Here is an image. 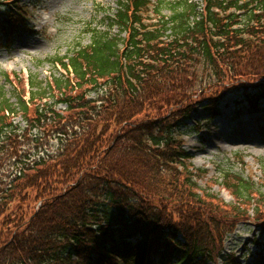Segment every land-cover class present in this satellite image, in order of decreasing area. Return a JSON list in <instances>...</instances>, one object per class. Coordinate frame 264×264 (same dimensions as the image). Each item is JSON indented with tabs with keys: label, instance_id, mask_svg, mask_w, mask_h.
I'll use <instances>...</instances> for the list:
<instances>
[{
	"label": "trees",
	"instance_id": "1",
	"mask_svg": "<svg viewBox=\"0 0 264 264\" xmlns=\"http://www.w3.org/2000/svg\"><path fill=\"white\" fill-rule=\"evenodd\" d=\"M162 4L117 0L108 24L124 35L93 29L88 44L55 59L67 73L46 86L54 103L42 101L45 89L32 77L29 98L17 97L27 125L48 124L57 145L0 181V264L205 262L214 257L210 225L225 215L230 226L245 218L238 207L264 199V178L257 190L227 172L222 184L238 207L202 190L178 135L199 107L214 119L231 88H254L244 98L257 109L255 98L264 95V0H175L167 16ZM150 13L154 21H147ZM16 112L0 89V148L16 135ZM32 200L38 205L29 211ZM174 215L190 223L183 228ZM186 228L199 235L189 239Z\"/></svg>",
	"mask_w": 264,
	"mask_h": 264
},
{
	"label": "rangeland",
	"instance_id": "2",
	"mask_svg": "<svg viewBox=\"0 0 264 264\" xmlns=\"http://www.w3.org/2000/svg\"><path fill=\"white\" fill-rule=\"evenodd\" d=\"M152 1L158 3V0ZM161 1V13L167 16L175 0ZM0 4V14L6 10L13 16L4 25L5 29L15 30L13 33L0 30V89L17 111L12 118V125L17 128L16 135L6 138L0 148V181L6 182L9 176L17 172L21 163L53 152L57 145V139L54 138L56 133L48 128V124L44 127H29L26 121L28 116L24 117L18 112L17 97L25 95L27 99L31 90H34L27 84V79L30 81L32 77L39 87L45 89L42 101L54 103L55 98L46 86L64 72L53 60L71 55L88 44L93 29L100 33L106 32L115 39L124 34L114 25L108 24V19L116 11L117 0H0ZM146 19L155 20V15L150 13ZM254 91L247 89L245 92L241 87L227 90L225 96L221 95L219 116L210 120L206 110L199 107L178 129L183 147L191 155L193 169L189 170L200 174L193 180L202 190L236 207V200L223 187V173L249 179L257 190L264 178V98L257 103L262 109L252 110L237 118L232 116V105L242 102L245 93ZM93 94L91 96L96 97ZM226 106L230 108L224 109ZM65 108L64 104L55 106L57 110ZM239 110H248V104L242 103ZM27 192L34 195V190L28 189ZM205 203L211 204V199H206ZM37 205L32 200L29 211ZM220 209L224 214L223 209L226 208ZM238 209L245 218L234 220L228 226L229 223L224 222V215L220 217L221 223L210 225L216 231L215 241L213 235L208 239L214 257L205 262L198 260L194 264H226L229 255L241 264H259L258 258L264 256V233L258 224L262 217L259 212L264 213V199L257 200L254 196L251 204H244ZM172 220L183 228L190 223L189 219L178 215H174ZM180 235L183 236L182 233ZM198 235L195 230L187 229L186 237L189 236V239ZM214 242L220 246L219 249L213 246Z\"/></svg>",
	"mask_w": 264,
	"mask_h": 264
},
{
	"label": "bare ground",
	"instance_id": "3",
	"mask_svg": "<svg viewBox=\"0 0 264 264\" xmlns=\"http://www.w3.org/2000/svg\"><path fill=\"white\" fill-rule=\"evenodd\" d=\"M15 1V0H14Z\"/></svg>",
	"mask_w": 264,
	"mask_h": 264
}]
</instances>
